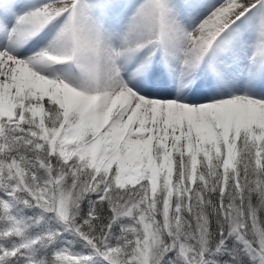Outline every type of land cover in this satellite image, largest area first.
Returning <instances> with one entry per match:
<instances>
[{"label":"snow or ice","instance_id":"1","mask_svg":"<svg viewBox=\"0 0 264 264\" xmlns=\"http://www.w3.org/2000/svg\"><path fill=\"white\" fill-rule=\"evenodd\" d=\"M0 264H264V0H0Z\"/></svg>","mask_w":264,"mask_h":264}]
</instances>
